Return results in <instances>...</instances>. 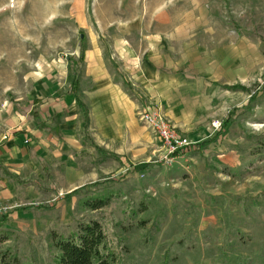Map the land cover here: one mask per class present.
<instances>
[{
	"label": "rangeland",
	"instance_id": "374dc122",
	"mask_svg": "<svg viewBox=\"0 0 264 264\" xmlns=\"http://www.w3.org/2000/svg\"><path fill=\"white\" fill-rule=\"evenodd\" d=\"M158 37L170 41L172 62L214 85L187 129L162 111L188 148L170 156L138 119L146 128L140 144L123 152L106 145L123 164L99 160L67 105L62 141L27 136L52 183L25 146L1 151L6 168L30 180L0 185V218L7 216L0 254L10 264H55V240L90 221L102 224L115 264H264V0H0V150L3 135L19 128L6 125L8 105L60 101L72 79L67 59L78 58L80 45L86 52L102 48L113 66L117 42ZM226 120L224 133L200 146ZM23 126L36 131L33 122ZM143 163L150 166L134 170ZM96 197H108V204L82 207Z\"/></svg>",
	"mask_w": 264,
	"mask_h": 264
},
{
	"label": "crops",
	"instance_id": "0c3cea01",
	"mask_svg": "<svg viewBox=\"0 0 264 264\" xmlns=\"http://www.w3.org/2000/svg\"><path fill=\"white\" fill-rule=\"evenodd\" d=\"M170 45L169 40L160 37L144 40L141 44L117 42L111 59L115 57L118 62L114 61L116 65L113 66L107 64L102 48L92 47L88 52L85 50L77 94L88 111V139L81 129L82 117L76 108L70 88L60 101L46 106L38 99L32 100L31 103L12 101L8 106L13 115L6 125L8 128H19L10 129L3 135L6 142L0 150V185L2 179L14 180L22 186L30 183V180L21 178L18 173L11 172L4 165L5 157L1 151L6 152L5 148L18 144L26 147L23 153L34 161L46 181L52 183L49 166L36 147L28 145L27 136L33 137L35 142L39 136L62 141L64 132L59 126L66 118L67 105L80 117L79 128L85 144L94 150L97 146L115 154L120 163L125 158L119 157L117 151L114 153L107 150L106 145L118 146L119 149H116L123 152L133 145L140 144L146 135V128L138 121L137 115L141 110L162 107L161 110L173 122L187 129L196 110L206 107L209 103L214 85L196 78V73L189 71L185 63L172 62ZM209 81L215 82L212 79ZM216 85L231 86L234 83ZM23 121L35 123L36 131L25 129ZM8 140L10 142H7ZM123 145L126 148H122ZM95 152L99 160H107L103 159L100 152Z\"/></svg>",
	"mask_w": 264,
	"mask_h": 264
},
{
	"label": "trees",
	"instance_id": "16d2710c",
	"mask_svg": "<svg viewBox=\"0 0 264 264\" xmlns=\"http://www.w3.org/2000/svg\"><path fill=\"white\" fill-rule=\"evenodd\" d=\"M84 45H80L79 55L77 59L69 57L67 59L68 67L72 74V81L69 86L70 93L75 100L76 108L82 117L81 129L86 139H88L87 128L89 125L88 111L85 105L80 100L77 94V88L79 85L82 65L84 62ZM225 89L232 91H241L249 93V88L242 86L241 84H234L231 86H223ZM253 95L250 97L252 98ZM34 114V113H33ZM230 124L229 120L224 121L216 134L211 139L201 143L200 146L205 147L208 144L215 142L218 137L224 133ZM97 152L102 154L103 159H115L119 161V158L110 152L104 151L101 148L94 147ZM150 166L149 163H143L135 167V171H145ZM101 183L91 184L93 187H97ZM74 190L72 193L79 191ZM70 193V195L72 194ZM67 197V196H66ZM109 198H93L92 200H83L82 207L91 211H96L108 204ZM40 207V206H39ZM49 206H42L47 209ZM7 219V216L3 214L0 218V226ZM57 251V255L54 258L55 264H115L116 257L107 248V239L103 230L102 224L98 221H90L78 226V231L73 237L70 238H57L53 244ZM0 264H10L7 254H0Z\"/></svg>",
	"mask_w": 264,
	"mask_h": 264
},
{
	"label": "built area",
	"instance_id": "2783aa9c",
	"mask_svg": "<svg viewBox=\"0 0 264 264\" xmlns=\"http://www.w3.org/2000/svg\"><path fill=\"white\" fill-rule=\"evenodd\" d=\"M138 119L162 142L170 156L176 157L188 148L187 140L173 130L161 108L143 109L138 113Z\"/></svg>",
	"mask_w": 264,
	"mask_h": 264
}]
</instances>
